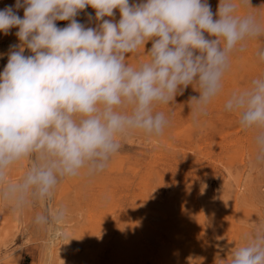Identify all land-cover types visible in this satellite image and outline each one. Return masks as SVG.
<instances>
[{"label": "clouds", "instance_id": "9594fccd", "mask_svg": "<svg viewBox=\"0 0 264 264\" xmlns=\"http://www.w3.org/2000/svg\"><path fill=\"white\" fill-rule=\"evenodd\" d=\"M89 7L86 24L77 17ZM248 8L251 0H219L216 12L209 0H16L0 10V33L16 28L19 41L0 72V201L22 212L51 201L63 180L101 174L127 139L162 136L170 117L157 107L189 86L199 93L188 102L193 121L206 117L231 58L264 38L259 16L241 14ZM141 46L147 59L129 63ZM255 60L264 65V47ZM223 110L254 132L253 164L264 165V74L232 91ZM67 215L45 209L33 224L61 225ZM227 264H264V225L242 236Z\"/></svg>", "mask_w": 264, "mask_h": 264}, {"label": "rangeland", "instance_id": "374dc122", "mask_svg": "<svg viewBox=\"0 0 264 264\" xmlns=\"http://www.w3.org/2000/svg\"><path fill=\"white\" fill-rule=\"evenodd\" d=\"M15 2L0 0V10ZM209 3L216 12L219 0ZM251 6L241 14L255 13L264 23V0H251ZM87 13L95 14L89 7L77 19L89 24ZM113 19L118 21V10ZM16 31L0 33V72L10 45L19 43ZM150 47L149 41L145 52ZM259 47L264 38L231 58L206 117L193 121L188 102L199 93L189 86L171 105L157 107L170 117L164 134L127 139L101 174L63 180L51 201L22 212L0 201V264H227L242 236L264 225V165L253 164L254 132L242 130L237 117L223 110L232 91L264 74L255 60ZM146 59L143 46L127 57L133 65ZM30 163L14 166L11 179L19 180ZM60 206L68 210L63 224H33L37 214ZM57 226L70 239L49 249L50 228Z\"/></svg>", "mask_w": 264, "mask_h": 264}, {"label": "bare ground", "instance_id": "6f19581e", "mask_svg": "<svg viewBox=\"0 0 264 264\" xmlns=\"http://www.w3.org/2000/svg\"><path fill=\"white\" fill-rule=\"evenodd\" d=\"M61 235H62V227L57 226V228H50V235H49V239H48L49 240V249H52L54 245H58L64 241L63 239L59 238ZM53 236H56L57 238L53 239ZM59 246H61V245H59Z\"/></svg>", "mask_w": 264, "mask_h": 264}]
</instances>
